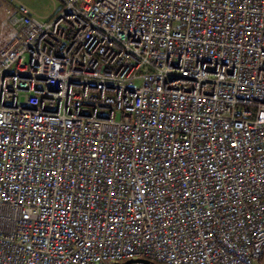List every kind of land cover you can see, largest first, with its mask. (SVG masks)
Here are the masks:
<instances>
[{"label": "built area", "instance_id": "1", "mask_svg": "<svg viewBox=\"0 0 264 264\" xmlns=\"http://www.w3.org/2000/svg\"><path fill=\"white\" fill-rule=\"evenodd\" d=\"M52 1L0 49V264H258L264 0Z\"/></svg>", "mask_w": 264, "mask_h": 264}, {"label": "rangeland", "instance_id": "2", "mask_svg": "<svg viewBox=\"0 0 264 264\" xmlns=\"http://www.w3.org/2000/svg\"><path fill=\"white\" fill-rule=\"evenodd\" d=\"M18 4H24L41 19H46L51 15L55 5L52 0H0V42L4 37L13 34V27L10 25L9 19ZM56 6L59 8L58 3ZM154 263L156 264V262ZM252 264H257V260H253Z\"/></svg>", "mask_w": 264, "mask_h": 264}, {"label": "water", "instance_id": "3", "mask_svg": "<svg viewBox=\"0 0 264 264\" xmlns=\"http://www.w3.org/2000/svg\"><path fill=\"white\" fill-rule=\"evenodd\" d=\"M133 263H142V264H155L154 262L147 260V259H141V258H137V259H128L125 260L123 262H111L109 264H133ZM264 264V261L263 263Z\"/></svg>", "mask_w": 264, "mask_h": 264}, {"label": "crops", "instance_id": "4", "mask_svg": "<svg viewBox=\"0 0 264 264\" xmlns=\"http://www.w3.org/2000/svg\"><path fill=\"white\" fill-rule=\"evenodd\" d=\"M14 34H15V29L13 28V34L12 35L9 34L8 36L4 37L0 42V49L14 36Z\"/></svg>", "mask_w": 264, "mask_h": 264}, {"label": "trees", "instance_id": "5", "mask_svg": "<svg viewBox=\"0 0 264 264\" xmlns=\"http://www.w3.org/2000/svg\"><path fill=\"white\" fill-rule=\"evenodd\" d=\"M263 261H264V256L260 258V260H259V263H258V264H262V263H263ZM156 264H157V263H156Z\"/></svg>", "mask_w": 264, "mask_h": 264}]
</instances>
